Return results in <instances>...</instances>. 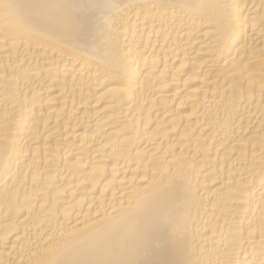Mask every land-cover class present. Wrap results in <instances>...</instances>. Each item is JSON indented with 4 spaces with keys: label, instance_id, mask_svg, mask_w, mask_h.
<instances>
[{
    "label": "bare ground",
    "instance_id": "1",
    "mask_svg": "<svg viewBox=\"0 0 264 264\" xmlns=\"http://www.w3.org/2000/svg\"><path fill=\"white\" fill-rule=\"evenodd\" d=\"M0 264H264V0H0Z\"/></svg>",
    "mask_w": 264,
    "mask_h": 264
}]
</instances>
